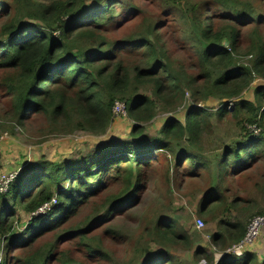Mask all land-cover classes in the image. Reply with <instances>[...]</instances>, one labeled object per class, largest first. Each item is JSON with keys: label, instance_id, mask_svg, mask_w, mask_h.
<instances>
[{"label": "trees", "instance_id": "1", "mask_svg": "<svg viewBox=\"0 0 264 264\" xmlns=\"http://www.w3.org/2000/svg\"><path fill=\"white\" fill-rule=\"evenodd\" d=\"M3 2L11 10L0 35V72L6 73L0 78V92L7 99L0 103L1 124L11 121L22 127L35 113L52 123L62 121L66 128L106 134L117 101L126 103L135 121L132 141L108 143L74 163H39L15 178L7 194L0 191V204H5L0 210V247L5 244L7 249L3 264H79L60 251L71 238L78 239L90 257L111 262L102 242L89 236L115 212L135 206L149 174L162 163L159 157L168 163V172L173 169L175 182L194 179L202 185L196 213L217 225L211 247L225 250L243 240L247 223L237 214L245 209L240 208V197L232 196L237 192L234 183L248 174L252 179L264 157V12L253 1L171 5L181 13L180 37L190 45L186 52L192 50L196 59L189 67L151 23L129 39L106 36L118 15L115 5L128 8L125 0H0V8ZM210 3L207 6L223 9L219 18L206 15ZM241 56L253 58L251 67L241 63ZM146 88L151 96L144 94ZM186 91L192 100L186 114L166 119L158 137L145 140V126L137 125L154 121L159 105L180 108ZM201 103L206 109L198 107ZM210 105L222 107L211 113ZM228 115L243 117L239 123L245 135L214 155L205 154L214 118L222 122ZM255 126L261 133L253 136L248 127ZM107 182H120V192L101 202L82 225L69 227L80 207ZM44 208L48 212L39 215ZM18 211L28 216L27 221L21 219V228L15 226ZM156 217L145 227L147 236L128 264H176L178 251L191 252L195 264L213 262L208 250L196 246L191 232L173 217ZM48 234H53V242L27 253ZM22 251L21 258L12 254ZM225 263L264 264V258L247 252L218 262Z\"/></svg>", "mask_w": 264, "mask_h": 264}, {"label": "rangeland", "instance_id": "2", "mask_svg": "<svg viewBox=\"0 0 264 264\" xmlns=\"http://www.w3.org/2000/svg\"><path fill=\"white\" fill-rule=\"evenodd\" d=\"M93 2V0H88ZM120 1V0H118ZM126 4L115 5L114 10L118 11L116 20L111 22L113 25L111 30L107 31V37L111 40L129 39L137 34L140 29L150 23L155 26L159 35L168 43L172 53H175L177 58L181 60L186 67L196 63V59L191 55L192 50L190 45L181 38L180 31L182 30L183 22L180 20L181 13L177 10H172L173 3L183 6L190 3H199L201 0H125ZM212 2L214 0H206ZM256 4L257 9L264 12V0H244ZM213 4V3H212ZM206 4L207 5H212ZM0 8V35L5 20V16L11 9L8 8L7 2L2 3ZM114 7V6H113ZM132 7V8H131ZM134 8V10H133ZM138 11L132 15L136 10ZM206 15L210 18H219L223 9L217 5L207 6L205 9ZM13 14V13H12ZM11 14V15H12ZM250 31L248 32V34ZM59 32L57 33V35ZM1 39V36H0ZM184 43V44H183ZM245 47L247 42L244 43ZM252 59L250 56H241V63L246 67H251ZM6 73L0 72V78ZM214 76H217L216 74ZM255 77V75H254ZM145 95L151 96L152 90L146 88ZM245 94V93H244ZM252 99V94L246 96ZM5 95L0 92V103L6 102ZM119 102V101H118ZM234 104V102H232ZM192 104L191 93L185 92V97L182 105L177 110H165L161 105L157 108V116L154 121L148 124H138L137 126H145L144 139L156 138L159 135L160 126L170 117H175L177 114H186L187 108ZM126 105V103H125ZM205 104L201 103L198 107L203 109ZM209 107H212L211 105ZM213 106L209 111L216 113L221 108ZM113 108V107H112ZM235 107L228 111L234 112ZM127 110V106H126ZM117 114H123L118 113ZM243 117L238 120L231 118V115L222 122H216L214 118L213 129L210 135L206 136L203 145L204 152L207 155H214L223 145L239 142L245 135L243 128L239 123ZM112 123L106 134H93L84 129L66 128L62 121L52 123L44 114H33L31 119L22 127L8 121L0 123V188L3 192L7 191L6 185L15 181L20 174L31 172V167L36 168L39 163L61 164L70 161L71 163L87 159L98 152L108 143H125L132 141L130 131L134 126L135 121L129 115V112L123 116H115L112 109ZM249 133L253 136L251 127H248ZM261 133V130H260ZM259 133V134H260ZM162 161L149 175V182L145 185L144 191L139 195V200L134 207L126 211H117L112 217L101 227H99L90 239H96L102 242V247L110 256L111 262L103 261L96 257L92 258L88 253L78 246V239L71 238L60 245V251L71 255L79 264H128L134 254H137L141 243L145 237V227L158 217H173L180 228L191 232L196 246H202L207 249V255L212 259L214 264V255L223 254L233 246L221 250L216 247H211L210 237L218 231L217 225L211 221L204 220V217H199L196 213L198 199L201 195L197 194L202 185L194 179L184 180L183 182L173 180V169L168 172V163ZM186 169V165L183 166ZM111 181V178L109 179ZM108 181V180H107ZM240 181V180H239ZM235 182L236 193L232 194L233 198L241 200L240 208L245 209L241 216L246 224V229L250 220L254 216L264 215V157L261 159L256 170L252 172V179L249 174L244 176L240 183ZM108 183V182H107ZM257 185V186H256ZM69 185H66L67 188ZM148 186V188H146ZM71 187V186H70ZM121 190L120 182H110L104 189H101L95 196L86 201V204L80 207V211L75 219L69 222V227H78L87 221L99 207L101 202L107 198L117 194ZM5 204H0V210ZM86 205V206H85ZM13 208V207H11ZM10 208V209H11ZM48 210L42 209L39 215L46 214ZM235 213L233 217H235ZM23 221L28 220L23 211H18L15 219L16 225L20 226ZM201 219L204 223L202 228H198L197 221ZM207 221V222H206ZM118 232L117 235H112L108 231ZM264 229L262 231L259 242L248 253H258L260 241H262ZM54 241L53 234L45 235L43 239L38 240L35 247L27 253L34 252L42 248L48 243ZM5 245V244H4ZM1 245L0 247V262L5 260L7 249ZM26 253V254H27ZM176 254V264H195L192 253L178 251ZM15 257L21 258L25 252H13ZM259 254V253H258ZM264 258V256H263ZM206 260L200 261L199 264H206ZM262 262V261H261ZM1 264V263H0ZM3 264V263H2ZM226 264V263H225ZM228 264V263H227Z\"/></svg>", "mask_w": 264, "mask_h": 264}, {"label": "built area", "instance_id": "3", "mask_svg": "<svg viewBox=\"0 0 264 264\" xmlns=\"http://www.w3.org/2000/svg\"><path fill=\"white\" fill-rule=\"evenodd\" d=\"M229 107H230L229 110H232L234 104L230 102ZM113 111L116 117L123 116L126 113L125 103L117 101L113 107ZM116 111L118 113H123V114H117ZM260 130L261 129H259L256 126L251 128V131H253L254 135H259ZM10 184H11V180L6 185L7 188L6 192H3L2 189L0 188L1 193L7 194L9 192ZM197 226L199 229L204 226V223L201 219L197 221ZM263 229H264V215L254 216L249 222L246 235L243 238V240L240 241L238 244L233 245L231 249H229L227 252L223 253L222 255L238 257L247 252L252 251L251 249L259 242ZM0 263L2 264L3 262L1 261Z\"/></svg>", "mask_w": 264, "mask_h": 264}, {"label": "crops", "instance_id": "4", "mask_svg": "<svg viewBox=\"0 0 264 264\" xmlns=\"http://www.w3.org/2000/svg\"><path fill=\"white\" fill-rule=\"evenodd\" d=\"M251 100V99H249ZM258 253L261 255V256H264V232H263V235H262V241H260V244H259V247H258ZM222 254H215L214 255V264H218V262L222 259Z\"/></svg>", "mask_w": 264, "mask_h": 264}, {"label": "water", "instance_id": "5", "mask_svg": "<svg viewBox=\"0 0 264 264\" xmlns=\"http://www.w3.org/2000/svg\"><path fill=\"white\" fill-rule=\"evenodd\" d=\"M225 256H226V255H223V256H222V259H223ZM222 259H221V260H222Z\"/></svg>", "mask_w": 264, "mask_h": 264}, {"label": "bare ground", "instance_id": "6", "mask_svg": "<svg viewBox=\"0 0 264 264\" xmlns=\"http://www.w3.org/2000/svg\"><path fill=\"white\" fill-rule=\"evenodd\" d=\"M230 108V107H229Z\"/></svg>", "mask_w": 264, "mask_h": 264}]
</instances>
